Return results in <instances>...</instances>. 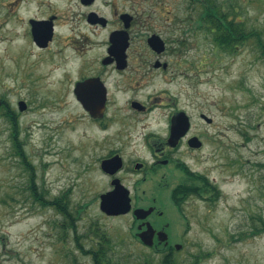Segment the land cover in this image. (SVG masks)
I'll return each mask as SVG.
<instances>
[{
  "label": "rangeland",
  "instance_id": "1",
  "mask_svg": "<svg viewBox=\"0 0 264 264\" xmlns=\"http://www.w3.org/2000/svg\"><path fill=\"white\" fill-rule=\"evenodd\" d=\"M6 1L0 0V264H94L102 252L107 263L161 264L172 256L177 264H264V0H209L231 1L234 14L229 18L242 21L247 32L255 31L229 52L198 27L207 0H152L161 26L168 18H190L181 22L187 73L171 78L151 71L141 82L140 71L136 93L120 92L115 98L117 77H108L112 99L122 105L128 122L131 99L152 106L139 112L132 126L118 124L134 132L141 155L147 154L143 138L148 132L167 134L173 106L189 111L207 132L223 133L222 145L208 142L180 157L202 178L192 181L175 169L171 195L179 184L208 181L222 194L208 201L203 192L178 205L170 199L161 216L178 242L170 254L143 245L132 214L114 217L100 208L108 183L96 143L106 131L91 120L71 89L82 59L95 72L102 50H89L91 44L83 40L84 50L73 45V38L66 41L73 33L70 24L56 27L63 42L57 37L48 48H37L19 14L7 22ZM55 3L62 16L77 8L68 0ZM99 3L103 6L104 0ZM103 10L113 14L108 7ZM109 29L90 31L92 42L105 39ZM20 101L27 104L24 110ZM201 111L214 120L212 125L199 120Z\"/></svg>",
  "mask_w": 264,
  "mask_h": 264
},
{
  "label": "flooded vegetation",
  "instance_id": "2",
  "mask_svg": "<svg viewBox=\"0 0 264 264\" xmlns=\"http://www.w3.org/2000/svg\"><path fill=\"white\" fill-rule=\"evenodd\" d=\"M68 1L77 5V8L73 10L71 7L70 15L67 17L60 14V9H55L56 7L60 8L55 0H7L6 5L11 15L7 22L19 14L20 18L25 21L27 37H29L31 44L39 49L48 48L57 37L61 40L60 36L56 34V27H67L70 24L73 33L64 37L66 41L73 38L72 43L77 47L75 44H81V40H83L87 45L91 44L89 50L90 48L95 49V51L97 49L102 50L97 60L98 66L95 72L90 69L89 63L84 64L86 57L82 59L79 64V69H81L80 74H78L79 78L71 89L75 100L87 111L91 120L98 122L100 129L106 131V135L101 138L100 143H96L98 153L101 155L98 160L100 170L108 183V187L100 194V199L102 194L113 191L122 184L130 191L132 209L125 214L109 216L132 214L135 217L134 226L137 229L135 235L143 245L170 254L176 249L178 242L172 240L168 224L162 221L161 216L165 214L164 207H168L172 198L170 192L175 184V169H180L183 172L190 169L180 157L190 151L202 150L208 142L222 145L220 137L223 136V133L207 132L205 127L195 124V117L189 114V111L173 106L167 134L160 137L156 136L155 133L148 132L143 138L147 154L141 155L134 147L137 144L134 132H125V128H121L118 124L122 122L123 126H132V120L138 113L149 112L152 110V106L131 99L129 107L132 114L128 116V119L132 120L128 122L127 118L121 114L123 112L122 105L112 99V84L108 77L111 74L117 77L115 98L120 92L136 93L135 83L141 84L137 79L140 71L142 72L141 82L144 75L151 71L170 74L171 78L172 75L187 73L186 30L181 22L190 20V18L186 15H182L178 19L175 17L168 18L166 24L161 26L154 16V6L157 4L152 0L146 5L142 3L143 0H104L103 6L100 5V0ZM69 6L65 9L68 10ZM103 7H108L109 11L111 9L113 14L105 12ZM43 11L46 12L40 16L31 15L32 12ZM81 24L88 30L82 29ZM108 28L110 29L105 39L92 42L90 31L99 33V31ZM154 35L160 36L164 44L161 51L154 48L150 43V38ZM66 48L71 47L66 45ZM78 48L84 50V45L81 44V47ZM81 50H79L80 53ZM87 81L88 85L83 93L78 84ZM96 87H99L98 90L101 91V95L98 92L95 95L92 94V90H95ZM82 99L91 106L92 111L85 107ZM103 99V104L99 106L101 109L97 110L96 105H99ZM181 113L189 116V128L180 138H171L173 127ZM203 113L202 111L199 112V120L204 124L212 125L214 120L206 119L203 117ZM192 137H198L195 142H199L200 146L191 142ZM106 160L111 162L109 169L103 167ZM191 171L194 173V170L191 169ZM194 176L195 173L187 178H194ZM204 185L207 186L204 187ZM194 187L198 190L201 187L206 189L205 193H207L208 198L206 200L208 201L215 200L222 194V191L213 186L210 181ZM192 196L194 194L187 200ZM137 208H153V210L144 218H138L135 215ZM183 219L188 222L186 214ZM146 230L153 231L152 245H146L142 241L140 234ZM161 232L168 234L165 241L161 240ZM97 242L100 243L101 239H98ZM103 243H105L104 240ZM103 250L106 251L104 247ZM94 264L125 263H107L104 261V263Z\"/></svg>",
  "mask_w": 264,
  "mask_h": 264
},
{
  "label": "trees",
  "instance_id": "3",
  "mask_svg": "<svg viewBox=\"0 0 264 264\" xmlns=\"http://www.w3.org/2000/svg\"><path fill=\"white\" fill-rule=\"evenodd\" d=\"M230 2L221 1V4H218L210 3V1L207 0L204 13L199 19L200 21L197 19L198 27L204 28L208 34H212V38L217 44V47L227 52L234 51L244 40L254 35L255 32H247V27L242 21L229 18L231 14H234V9H231L232 4H230ZM262 46L264 47V44ZM198 178H202V176H198ZM197 181H199V179ZM203 191L204 190H201V188L198 190V188L194 186L183 183L174 189L173 198L180 204L181 201L186 200L191 193L203 195ZM57 205L60 206L59 204ZM103 256V252L101 254L97 253L96 261L98 263H104L106 258L104 259ZM161 264H177V262L170 256L166 257Z\"/></svg>",
  "mask_w": 264,
  "mask_h": 264
},
{
  "label": "water",
  "instance_id": "4",
  "mask_svg": "<svg viewBox=\"0 0 264 264\" xmlns=\"http://www.w3.org/2000/svg\"><path fill=\"white\" fill-rule=\"evenodd\" d=\"M150 43L154 48H156L159 51L163 49L164 44L160 36H157V35L152 36L150 38ZM78 85H79V89L83 91L84 93L85 92L84 90L87 88L88 81L79 83ZM98 89L99 87H96L95 90H92V94L95 95L98 92L99 95H101V91H99ZM83 102L87 109H91V106L87 105L84 100ZM103 102H104V99L101 101L99 105H96L97 110L101 109V107L99 106H101ZM19 106L21 110H24L27 107V104L24 101H20ZM203 116L206 119L211 120V118H209L208 115L203 114ZM189 125H190V120H189L188 115L185 113H181L177 120V123L173 127L171 138H175V139L180 138L188 130ZM197 140H198V137L191 138V142H193L194 145L200 146L199 142L198 143L195 142ZM109 164H111L110 160H106L103 163V167L106 169H109L110 168ZM129 194H130V191L127 188H125L122 184L118 185L113 191L102 194L101 202H100L101 210L108 215H119V214H125L129 212L132 209L131 198ZM152 210L153 208H150V209L137 208L135 210V215H137L138 218H144ZM140 235H141L142 241L145 244H148V245L153 244V231L146 230L142 232ZM160 236H161V239L163 240L167 238V234L164 232H161ZM177 247L180 248L181 246L178 245Z\"/></svg>",
  "mask_w": 264,
  "mask_h": 264
}]
</instances>
